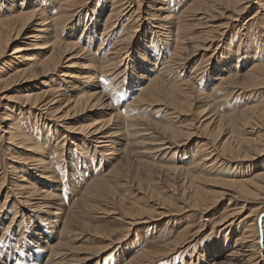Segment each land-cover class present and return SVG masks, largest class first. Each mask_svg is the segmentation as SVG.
Listing matches in <instances>:
<instances>
[{
  "label": "rangeland",
  "instance_id": "rangeland-1",
  "mask_svg": "<svg viewBox=\"0 0 264 264\" xmlns=\"http://www.w3.org/2000/svg\"><path fill=\"white\" fill-rule=\"evenodd\" d=\"M139 1L140 0H125L124 1L125 12L127 14L129 13L130 16L135 15L141 18H137L136 22L138 23L137 24L135 23V27L138 26L139 24V28L138 30L135 31L137 33L136 36L130 42V47H129L130 50L128 52V56L127 57L124 56L125 58H124V61L122 62L123 65L121 69L124 68L125 71L120 74L121 76L123 75L122 78L119 79V82H118V83L121 82L120 85L117 87H113L114 95L113 94L112 95L114 98H112V103H110V106L105 107L103 109H94L92 111H85L84 113L82 110L83 108L81 107L74 111H69L68 116H67L68 119L62 120L61 122H58L56 119L57 117L62 115L61 113L55 116L56 113L55 114L47 113L46 111L38 110L37 108L36 109L32 108L30 110H27L23 108V106L19 107L21 101L23 103L22 96H24L25 94H29V93H36V94L41 93L42 94V92L47 91L50 87L54 89L55 91H57L55 92L56 95H61L60 97H63V98H69L70 102L76 101L78 98H80L79 96L83 93L85 95H90L93 92L92 88L90 87H94L97 84L91 81L85 80L84 77L88 76L85 74H87L88 72L85 70H81L78 67L67 69L68 67L67 65H65L66 67H63V68L59 67L58 68L59 70L57 69L56 71L49 74L48 76H45L44 74H41L40 71H37L38 73L36 72V74L33 76L26 77L28 76L26 75L24 76L25 78L15 77L16 80L13 78L15 81L11 79L13 81L8 80L9 83L6 82L5 84H2L0 86L2 88L0 89L2 90L0 91V136H3L2 138H0V182H1V178L4 176H6L8 180L0 191V208L1 206H3L6 200L5 199L7 197L6 194L9 195V198L7 199V204H6L7 207L8 206L9 207L7 210L6 205H5L7 213H6V219L4 220L3 224L5 222L10 221L11 218L14 216L15 212H17V215H18L17 221L19 224L18 225L19 229L21 230L24 228L26 229L22 244L25 243L24 244L25 248L30 247L35 252L41 251L35 245V241L38 242V244L42 248L46 247V245L43 244L42 241H39L38 237H35L34 233L36 232L41 233L40 237L42 239H45V236L51 235L49 236V239H47L49 240V242L52 241L50 243L51 246L55 245L56 242L59 241L60 245L58 243L59 246H57L56 248H58L62 254L54 261V263L59 262L60 264H64L63 262H65L66 260H72L77 255H79V259L82 260V258L84 259L85 256L87 255L82 252H88L91 250L92 252L99 254V252L106 250V246L109 243L113 241H117L119 238H121V235L125 231L123 226L124 227L126 226L125 228L127 229L126 224L128 220L124 218L125 216L122 214V211H120L121 208L118 207L119 205H117L120 202L119 200L120 198L121 200H123L127 208H130L133 205V203L131 202L137 203L140 206V208L143 206L144 213L141 215V218H143L142 220H146V223L135 226L133 229H131L132 231L129 233L127 237L123 238L119 243L112 244L109 249L100 253L97 264H124L129 258L134 259L137 255H139L143 250H146V249L148 251L150 250V252L155 251V250L156 251L159 250L161 252L160 253L159 251L155 252V255L158 254L156 255L157 257L155 256L152 260H145V262L143 261L141 264H195L196 261L198 263V260L201 262L200 256L203 252H205L204 254H206L205 257L207 258L210 257L208 259L209 261L214 260V262H218L221 260L220 258H222V255H219L220 253L219 254L216 253L217 257H215L214 259V255L211 253L214 250V249H211V247L214 246V248H217V245H215V243L219 239V237H221L220 233H217L219 228L216 229L218 227L216 224H218L219 220H221V218H223L224 215L229 214V212L231 211V208H234V204H239V205L243 204L245 206V209H244L245 214H247L250 211V209L256 208L257 206L259 210V213H258L259 218L257 219L258 226H260L261 228L264 225V195H263L264 191L261 194H259L257 198L255 197L253 198L244 197L243 198L242 195H237V194H236L237 196L235 195V191L237 190H233L231 189V187L226 186L227 184L229 185V183L226 182L229 180L241 181L242 179L244 180L253 179L254 178L253 176L257 175L260 172V169H264V144H263L264 143V94H262V91L264 93V87L260 90L261 91L260 93L258 92L261 95L255 96L256 97L255 101L254 99L252 101H249L247 100L249 98V93L247 94L245 93L244 95L237 93L234 95L232 94L231 87H228L227 85L223 84L220 86V89L217 90V95L219 96L218 101L221 100L222 102L219 101L217 103L219 105L218 106L215 105L212 111H209L207 109L204 110L203 109L204 102L203 100L201 101V98H198L200 103L196 99V101L193 102L191 109H189V112L187 111L186 114H183L180 117L177 116L176 117L177 119L175 118L176 121L173 118L169 119L168 123L169 124L172 123L173 127L174 128L176 127L175 130L180 131V132L182 131V133H180L181 135L178 134L175 136V138L173 137L171 138V134L169 135L163 134L155 130V128L153 127L150 128L149 126L144 124L142 125V128H141L143 131L140 132L139 134H129V135H126V137L122 135L123 138L121 137V134L116 136L113 139L115 141L114 142L115 144H113L111 147L106 148L108 152H105V153H110V155H107V156L105 155V153L101 154L100 153L101 151L95 148L96 144L94 145V142L90 138H87V136H84L83 131L82 133L80 132L75 133V132H78L77 129L84 128L85 126H88L92 122H98V123L107 122L109 124L111 123L119 124L120 123L119 115L121 116V118L125 116L123 113V109L137 91L136 88H134L133 90L127 89V88L137 85V81H133V79L137 78V70H135L134 67L139 58V51L144 46L143 42H141V39H142V35L145 33L144 28H146L143 26V22H144L143 19L146 17L145 3L141 4V2ZM252 1H253L252 3L248 4L249 6L246 8L245 12L239 17L238 21L232 22L231 24L228 25V27L229 26L230 27L228 29V33L226 36L230 37V36H234L233 34H235L234 41H236V43L239 40V35L237 34V30H238L237 27H239L241 22H243L244 20H248L251 16H253L252 14H255L253 12H256V11L259 12V10L256 9L257 7L254 3V1L256 0H252ZM97 2L99 6L101 7L100 3H102V1L97 0L96 3ZM50 4H51V1L49 0H40V1L34 0V6L36 8L42 9V8H45L46 6H49ZM89 5H92V4H89ZM99 9L100 8H98V10ZM95 10L94 12H98L97 10L96 11ZM88 16H85V14H83L80 17L81 18L80 20L82 21V25L87 24L86 25L87 30L90 29L91 24L93 22L92 20H94V17L92 18V16L91 17L90 16L88 17ZM258 17H260L259 13L256 15L255 20ZM87 18L89 19L91 18L90 20L91 23L90 22L86 23ZM223 18L216 19L213 22H216V25H217L223 22ZM122 23L127 24V21L125 20ZM70 24H68V26H70ZM131 24L133 23H130L128 24L129 26L128 25L127 26L131 27L132 26ZM122 27L124 26H121V28ZM116 29L117 30L119 29L118 25H115L114 30ZM65 30L66 28L64 29V31ZM87 30L84 32H87ZM199 30L200 29H197V31ZM100 32L101 31L97 29V33L100 34ZM110 33L111 31L109 32V34ZM249 35L250 37L254 36V30H252V28L250 29ZM25 37L27 36L21 35L18 39H16L15 44L11 45L8 49H6V54H5L6 56L4 55L5 57L2 59V61H0V68L7 70L6 67L8 66H3V63H7L8 61H9L8 63L12 66L11 69H13L16 66V65H12L14 64L15 61L11 60L12 55L10 53L19 44H24L26 45V47L28 46L26 48L27 50L21 53L23 57H25L26 55L42 53L41 49H35L33 47H30L32 44L29 43V41L25 39ZM73 38L74 40L78 39L79 32L76 33L73 36ZM155 39H156L155 35L151 37L150 33H147V37H146L147 42H149V40L155 41ZM220 39H222V37L216 34V41H219ZM61 40L63 41L66 40V42H69L70 40L73 41V39H67L64 36L62 37ZM81 44H82V40H81ZM92 49H95V47ZM210 50L208 52H210ZM212 53H213V50H211V52L208 53L209 56H204L203 58H201L200 55L201 56L205 54L207 55V51H197L195 57H193V62H192L193 65H190L188 68H190V71H191L192 70L191 68L199 62L198 64L201 65L200 67L202 71H204L203 75H201V76H204L201 80L203 84H205V82L208 79L211 81V83H214L215 85H217V81L215 79L221 74V72H219L217 68H213V62L211 58V56L213 55ZM37 57L40 58V55ZM212 57L214 58L215 55H213ZM152 60L153 59L151 58V61H150L151 65L153 63ZM72 61H75L77 64L79 63L80 64V65L78 64L79 66H81L82 64L88 65L87 62H85L83 56L82 58L67 61L68 62L67 64H69ZM16 62H18L17 63L18 65H21V62L25 64V62L21 60H18ZM125 63L127 67L125 66ZM132 66H133V69H132ZM147 67L148 69L150 68L149 66H146V68ZM212 70H216V71L212 73ZM62 72H66L67 74L72 73L71 74L73 76L72 78H66L67 81L71 82L70 84L65 83V81L62 80V77L59 78ZM189 72H187V74ZM124 74H125V77H124ZM28 78H30V80ZM144 81L145 80L141 79V83H139V85L144 83ZM73 84H76V86L82 85L81 88L83 89H81L80 91L78 90L77 93H75L72 89ZM120 86H122V89L118 91V88ZM201 88H203V86ZM208 88L210 89V87ZM204 91L207 92V90H204ZM225 95L227 96V99ZM222 99L223 100L225 99V100L223 101ZM259 99L261 102L259 101ZM62 102L63 101H61V104H62L61 107L65 104L66 101L63 103ZM250 104L251 105L258 104V108H257L258 110L253 111L252 115H251V112H249L250 113V115H248L249 119H248V122L244 124V127H243V123L245 122H239V121H238L239 123L235 126L234 129L226 121L221 122L222 125L220 123V126L217 127L218 120H216L217 119L216 117L218 115H222V114L225 115L232 109L240 110L243 107L251 106ZM6 108H10V111L7 110ZM143 108L144 107H142V109ZM26 110L28 112H26ZM192 110H195V112ZM60 111L64 112L65 110L64 108H61ZM7 113L10 116H7L6 119H3L4 115ZM164 113L166 115V110H164L163 108H160L159 110L158 106L148 107L146 110H143L141 112V114L143 115L142 117L149 118L153 122L155 121L154 123H158V122L163 123V121L166 122L165 119L168 117L164 118L165 117ZM30 114L31 115L35 114V115L30 116ZM255 114L256 116H254ZM178 119L180 121H178ZM213 119L215 121H212ZM34 120L36 122H34ZM210 121H212L213 123L211 122V124L206 125ZM13 122L16 123L15 126L17 130H19V132H21V134L24 137L23 138L21 136V138L25 139V141L30 139L29 141L25 142L26 146L28 145L30 148L18 147L20 145L15 146L17 143L7 141L8 132H9V128L7 127L11 126ZM43 124L45 126L46 125L51 126L52 128L55 127L54 129H57L58 131L56 133V136H53V137L49 136L50 138L48 137L47 141H44L45 138L43 137V134H45L47 131L46 129L42 127L40 128V126H43ZM65 127L70 128L71 130L66 129ZM38 128L40 129V131L38 130ZM235 129H237L238 131ZM74 130H77V131H74ZM106 130L107 132L112 133L114 128L113 126H110V127H107ZM231 131H233V133H231ZM61 132L65 135L64 136L65 144L63 148L61 149L62 151L60 150V145L58 143V141L62 139ZM183 132H185V134ZM209 132L211 135L209 134ZM141 133L143 134L140 137L139 135H141ZM25 134L26 135L28 134V135L26 136ZM188 134L189 135L191 134V135L189 136ZM144 135L146 137H144ZM233 136L235 137L233 138ZM25 137L28 139H26ZM79 139H85V143L84 142L80 143ZM161 139H164L166 141L168 140L167 142L170 141L171 143L170 149L165 150V151L160 150L158 146V141H160ZM240 139H242L241 140L242 142L240 141ZM237 140H238V143L235 142ZM152 142H154V144ZM172 143L174 144V146L172 145ZM236 143L239 146V147L237 146L238 149L235 148ZM30 145H32L33 147ZM259 145H260V148L261 147L263 148V149L261 148L262 150H260ZM200 146L203 147L205 150L207 149L206 152L207 151L211 152V149H212L213 155L214 156L216 155V157L218 156V160H217L218 164L215 165V167L213 168V173L211 174H209L208 172L204 170L202 171L201 168L196 169L195 171L192 170L191 172H187V170L191 168L190 167L191 159L194 157L197 150L201 148ZM40 147L42 148L45 154H42L41 151H39ZM79 147L86 148L88 150V154H87L88 158L84 157L79 152ZM260 151L261 152L263 151V152L261 153ZM250 153L252 156L250 155ZM9 154L11 156H9ZM18 155H20L19 158L21 160H19ZM235 156H238V157H235ZM35 157L37 159L43 158L40 160H44L45 162H48V164L45 162L44 163L49 165V166L47 165L46 166L50 168L48 169L50 173L47 175L49 176L52 174L50 179L48 176H47L48 178L46 177L48 180L42 177H39V175L43 173L40 167L44 166V163L37 162L38 166L37 164L36 166L38 167L37 169L39 170H35L36 166L35 167L32 165L29 166L30 164H32L31 161L34 162V159H36ZM11 159H14V160H11ZM28 159L30 161H28ZM24 161H27V163L26 162L23 163ZM9 164L12 166V168H9ZM13 167H16V169L18 168L17 170L19 172L21 171L20 175L24 179H27V181L30 180L31 176L32 177H34L35 175L38 176V178L36 177L37 178L36 185H37V190L39 188H40L39 190H41V191L38 190L41 194L39 198L42 197L41 200H37L36 199L37 197L36 196L34 197L33 194H32L33 197L30 198V200L25 199L26 197L29 196L27 194L28 189L27 190L23 189L22 190L23 192L21 190L15 189L14 185L10 183V181L11 182L15 181V177L11 173L12 170L15 169ZM124 167L125 169H123ZM218 167L219 168L221 167V168L219 169ZM182 169H184L186 173L185 172L183 173ZM218 172H219L218 176H215L214 174ZM200 175L202 176V180L195 179L194 181H190L192 176H200ZM116 176H118V178ZM205 176L206 178H204ZM207 176H209V180H207L208 179ZM214 176H215V179H214ZM111 177L112 179H110ZM94 178L96 180L102 179L103 181L100 185L105 188L103 190L104 192H101L100 196H98L96 200V202L98 203H96L95 200L92 201L93 198L88 199L90 200V202H92V204L96 206L95 209L87 207V206L85 207V203L87 202V199L85 201H81L82 194L85 192L87 187L90 185L89 183L94 181ZM210 178H213V179H210ZM150 179L151 181H149ZM17 180L21 181L22 179L20 178ZM21 182L23 183V181ZM87 182H89L88 185H87ZM107 182L111 187L109 185H108L109 187L105 186ZM155 189L157 191H155ZM195 189H198L199 193L201 191V193L205 195L203 197L210 198V200L208 199L209 201H207L209 202L208 204H210L209 207L208 205H206V208L204 207V209L203 208L199 209V211L203 213L199 212L198 209H194L189 205V203L191 202L190 199ZM208 190L210 191L211 194H209V192L208 193L206 192ZM215 191H217V195L220 192L222 193V191H226V192H225V195L218 198L217 201L215 200L214 202L213 198L215 196L213 194L216 195ZM46 193H48L51 197L48 196L47 198V196H45ZM22 199L28 200L27 201L28 203H31L34 205L38 204L36 202L41 201V203L44 204L42 206L43 208L41 207L38 208L36 207V205L35 206L29 205V204L26 205L25 200L22 201ZM170 199L174 202H172ZM212 201L213 203H211ZM79 207L81 209H79ZM111 207L113 209H116L113 212H117L118 214L123 215V217H118V214L117 215L113 214L111 212L112 211ZM154 207L156 208L154 209ZM58 208H61L62 211L57 216L53 215L55 214V210H57ZM83 208H85L86 210ZM100 208L102 209L100 210ZM71 209L72 211L70 212ZM91 209H94V210H91ZM150 209L151 211L154 210L156 212L158 211L159 213H156L154 211H152L153 212L152 213ZM105 210L106 211L108 210V212H106ZM172 213H174V215ZM1 214L3 216L4 213H1ZM68 216L69 217L75 216L74 218L76 220L74 221H76V224L70 223L69 228L66 231L67 233L64 232V234L66 235L63 236L62 234L60 236L61 238L57 237L59 231L61 230L62 222L64 221L65 217H68ZM83 222L85 223V225ZM2 225L0 226V229ZM188 225H190L191 228ZM185 226L186 228L183 229ZM197 228L198 230H196ZM122 229H123V232H122ZM182 229L188 231L186 232L187 235H185V238L181 239V242L186 243V245L184 246V248L179 249L176 253H174L170 257H167V255H165L167 253L165 252V250H168V248L173 246L172 241L174 242L175 240H178L179 234L177 233H180L179 230L183 231ZM195 230L197 231L196 233H198V237L193 236V234L195 233ZM225 233L227 236H230V237L232 235L229 231L224 230L222 231V236L225 235ZM19 234L20 233L17 232L12 235L10 243H9V247L7 246V243L6 244L4 243L6 242V239L3 238V240H1L0 238V260H1L0 264H13V259L10 258V260H8L6 256H3V253L1 252V250L4 251L3 249H5V247L6 249L9 248L11 252V249L13 250L17 245V247L14 249L15 250L14 252H17L18 256H20V254L22 253L20 250L16 251L18 250L17 248L19 247L17 243L18 238L16 237H19L18 236ZM107 234L109 236H107ZM191 234L193 237L191 236ZM216 237L218 239H216ZM97 238H104V240L103 239L99 240ZM31 239L33 242L31 241ZM219 241L220 239L218 240V242ZM229 241L232 242L231 238ZM3 245H4V248H3ZM226 250L228 249H225L223 252H225ZM76 251H79L81 255L76 254ZM45 259L46 257L44 256L43 259L39 260L37 263L44 264V262L46 261ZM16 260L18 262L21 261V259L18 257L16 258ZM33 260L34 259H31V258H29V260L24 259V261H21V263L33 264ZM78 264H83V263L81 262ZM207 264H210V263L208 262Z\"/></svg>",
  "mask_w": 264,
  "mask_h": 264
},
{
  "label": "bare ground",
  "instance_id": "bare-ground-1",
  "mask_svg": "<svg viewBox=\"0 0 264 264\" xmlns=\"http://www.w3.org/2000/svg\"><path fill=\"white\" fill-rule=\"evenodd\" d=\"M38 1H40V0H38ZM49 1H51V4L49 6H46L45 8L40 9V8H36L34 6V0H19V1H17V0H0V61H2V59L6 56L5 55L6 49H8L11 45L15 44L16 39H18L21 35L27 36V37H25V39H27L29 41V43L32 44L30 47L42 50V53L26 55L25 57H23V55H21V53L23 51H26L27 50L26 48L28 46L26 47V45H24V44H19L17 47H15L10 54L12 55L11 60L15 61L14 64H12V65H16V66L13 69H11L12 66L8 63L9 61L7 63H3V66H8V67H6L7 70L0 68L1 69L0 70V86L2 84H5L6 82H8V80H11L13 78L15 79V77L25 78L24 76H26V75H28L26 77L33 76L36 74L37 71H40L41 74L48 76L49 74L56 71L59 67L60 68L66 67L65 65H67V67H68L67 69L78 67L81 70L87 71L88 73L85 75H88V76L84 77L85 80L91 81L97 85L94 87H90V88H92V91H93L90 95H85L83 93L79 96L80 98H78L76 101L70 102L69 98H63V97H60L61 95H56L55 92H57V91H55L51 87L47 91L42 92V94L41 93H37V94L36 93H29V94H25L24 96H22L23 103L21 101L19 107L23 106V108H25L27 110H30L32 108H35V109L37 108L38 110H42V111L44 110L47 113H51V114L56 113L55 116L57 114L61 113L62 115L56 118L58 122H61L62 120L68 119L67 116H68L69 111H74V110L81 108V107L83 108L82 110L84 113L85 111H92L94 109H103L105 107L110 106V103H112V98H114L113 97V95H114L113 94L114 93L113 87H117L120 85L121 82L120 83H118V82H119V79H121L123 76V75L121 76L120 74L125 71L124 68L121 69V67L123 65L122 62L124 61V58L128 56V52L130 50L129 49L130 42L136 36L137 33L135 31L138 30V28H139V24H138V26L135 27V23L137 24L138 23V22H136L137 18H141V17H137L135 15L130 16L129 13H128L129 14L128 15L125 12V8H124V1L125 0H99V1H102V3H100L101 7L99 6L98 2L96 3L97 0H49ZM139 2H141V4L145 3V15H146V17L143 19V21H144L143 26L146 28H144L145 33L142 35V39H141V42H143L144 46L139 51V58H138L136 65L134 67V69L137 70V78L133 79V81H137V85L127 88V89H131V90L136 88L137 91L132 96L130 101L125 105V107L123 109V113L125 116H123L121 118V116L119 115V119H120L119 124H112V123L109 124L107 122H100V123L92 122L91 124H89L88 126H85L84 128L77 129L78 132H75V133H79V132L82 133V131H83V135L87 136V138H90L94 142V145L96 144L95 148L99 149L101 151L100 152L101 154L108 152L106 150V148L111 147L113 144H115L114 143L115 141L113 139L116 136L121 134V137L123 138L122 135H124V137H126V135H129V134H139L140 132L143 131L141 128H142V125H144V124H146L150 128L151 127L155 128V130H157L158 132H161L163 134H168V135L171 134V138L172 137L175 138V136L182 133V131L180 132V131L175 130L176 127L174 128L172 123L171 124L168 123L169 119L173 118L175 120V118L177 116L180 117L181 115L186 114L187 111L189 112V109H191L193 102H195L196 99L198 100V98H201V101L203 100V102H204L203 109L204 110L207 109L209 111H212L214 106L215 105L218 106L219 104H217V103L219 101H221V100L218 101L219 96L217 95V90H219L220 86L223 84L227 85L228 87H231L232 94H234V95L237 93L241 94V95H244L245 93L246 94L249 93V98L247 99L249 101H252L253 99L255 101V98H256L255 96L261 95V94H259L261 92L260 90L264 87V0L254 1L255 5L257 7L256 9L259 10V12L258 11L253 12V13H255V14H252L253 16H251L248 20H244L243 22H241L239 27H237L238 28L237 34L239 35V40L237 41V43H236V41H234L235 34H233L234 36H230V37L226 36L228 33V29L230 27V26L228 27V25L231 24L232 22L238 21L239 17L245 12L246 8L249 6L248 4L253 2L252 0H140ZM89 4H92V5H89ZM139 5H140V3H139ZM38 7H39V5H38ZM98 8H100V9L98 10ZM135 8H133V9H135ZM95 9L98 12H94ZM130 11H131V9H130ZM258 13L260 14V17H258L255 20L256 15ZM83 14H85V16H88V15L90 17L92 16V18L94 17V20H92L93 22L91 24V27L88 30L86 28L87 24L82 25V21L80 20L81 19L80 17ZM135 14H136V12H135ZM220 18H223V22L216 25V22H213V21H215L216 19H220ZM90 20H91V18L90 19L87 18L86 23H89ZM125 20L127 21V24L122 23ZM130 23H133V24H131L132 25L131 27H128L129 26L128 24H130ZM68 24H70V26H68ZM115 25H118V28L120 29V31H119V29L114 30ZM121 26H124V27L121 28ZM65 28H66V30L64 31ZM148 28H150V29H148ZM251 28H252V30H254V36H252V37H250V35H249ZM97 29H99V31H101L100 34L97 33ZM197 29H200V30L197 31ZM86 30H87V32H84ZM106 31H108V32H106ZM110 31H111V33L109 34ZM244 31H245V33H244ZM78 32H79V38L74 40L73 36ZM147 33H150L151 37L155 35V38H156L155 41L152 40L153 41L152 42L149 40V42H147L146 41ZM108 34H109V36H108ZM216 34L221 36L222 39H220L219 41H216ZM62 35L64 37H66L67 39H73V41L70 40L69 42H66V40L65 41L61 40L63 37ZM81 40H82V44H81ZM21 45H23V46H21ZM94 47H95V49H92ZM210 49L213 50L212 54L215 55V57L213 58L212 57L213 55L211 54L212 55L211 58H212V62H213V68H217V70L219 72H221V74L215 79L217 81V85H215L214 83H211V81L208 79L205 82V84H203V82L201 80L204 76H201V75H203L204 71H202V69L200 67L201 65L198 64L199 62L191 68L192 69L191 71H190V68H188L190 65H193V63H192L193 57H195L197 51H207V55L206 54L202 55V56L200 55V57L203 58L204 56H209L208 53L211 52ZM209 50H210V52H208ZM39 55H40V58L37 57ZM82 56L84 57V60H85V62H87L88 65L82 64L81 66H79L80 64L78 63L79 64L78 65L75 61H72L69 64H67L68 63L67 61L82 58ZM151 58L153 59L152 65L150 63ZM207 59H208V57H207ZM209 59H210V57H209ZM18 60L24 61L25 64H23L21 62V65H18L17 64L18 62H16ZM125 62H127V61H125ZM125 66H126V63H125ZM146 66H149L150 68L148 69V67L146 68ZM132 69H133V66H132ZM214 71H216V70H212V73H214ZM187 72H189V73L187 74ZM141 73H143V74H141ZM71 74L72 73L67 74L66 72H62L59 78L62 77V80L65 81V83L70 84L71 82L67 81L66 78H72L73 76ZM209 75H211V74H209ZM124 77H125V74H124ZM28 79L30 80V78H28ZM141 79H143L145 81H144V83L139 85V83H141ZM13 80H11V81H13ZM8 85H10V84H8ZM3 86H5V85H3ZM81 86H76V84H73L72 89L75 93H77L78 90L80 91L81 89H83V88H81ZM202 86H203V88H201ZM208 87H210V89ZM0 89H2V88L0 87ZM121 89H122V86H120L118 88V91ZM201 89H203V90H201ZM204 90H207V92ZM0 91H2V90H0ZM262 94H264L263 91H262ZM104 98H106V99H104ZM226 99H227V96H226ZM61 101H63V102L66 101L62 107H61V105H62ZM259 101H260V99H259ZM198 102H199V100H198ZM155 106H158L159 110H160V108H163L164 110H166V115L164 113V115H165L164 118L168 117L165 119L166 122L163 121V123H159V122L154 123L155 121L153 122L149 118L142 117L143 115L141 114V112L143 110H146L148 107H155ZM261 106H262V104H261ZM142 107H144V108L142 109ZM61 108H64L65 111L64 112L60 111ZM196 108H197V106H196ZM257 108H258V104L243 107L240 110H233L232 109L231 111H229L225 115H223V114L218 115L216 117L217 119L215 118L216 120H218L217 121V127L220 126V123L223 121L228 122V124H230L233 129L235 128V126L239 122H245V123H243V127H244V124H246L248 122V119H249L248 115H250L249 112H251V115H252L253 111L258 110ZM6 109L10 111V108H6ZM27 110H26V112H28ZM192 111L195 112V110H192ZM190 112H191V110H190ZM77 114H78V112H77ZM256 114H258V113H256ZM256 114L254 116H256ZM33 115H35V114H33ZM33 115L30 114V116H33ZM7 116H10V115L8 113L5 114L3 119H6ZM178 121H180V120L178 119ZM204 121H203V123H204ZM212 121H215V120L213 119ZM212 121L208 122L206 125L211 124ZM34 122H36V121L34 120ZM250 122H251V120H250ZM14 123L15 122L12 123V125H11L12 127L11 126L7 127V128H9L7 141L17 143L15 146L20 145L18 147L30 148L28 145L26 146V143H25L26 141H29L30 139L25 137L26 139H28L25 141V139H23L24 137L21 134V132H19V130H17V128L15 126L16 123L15 124ZM164 123H166V124H164ZM221 125H222V123H221ZM110 126H113V128H114L112 133H109L106 130V128L110 127ZM41 127L46 129V131H47L46 133L44 132L45 134H43V137L45 138L44 141H47V138L49 136H51V137L56 136V133L58 132L57 129H54L55 127L52 128L51 126H47V125L45 126L44 124H43V126H40V128ZM241 127H242V125H241ZM216 128H215V130H216ZM222 128H224V127H222ZM66 129L71 130L70 128H66ZM38 130L40 131L39 128H38ZM77 130H74V131H77ZM235 130H237V129H235ZM183 133L185 134V132H183ZM216 133H218V132H216ZM231 133H233V131H231ZM142 134L143 133H141V135H139V136L141 137ZM205 134H206V132H205ZM209 134H210V132H209ZM234 134H235V132H234ZM145 135H144V137H146ZM21 136L23 138H21ZM64 136L65 135L62 133V136H61L62 139L60 141H58V143L60 145V150L63 148V146L65 144ZM224 136H225V134H224ZM2 137L3 136H0V138H2ZM234 137L235 136H233V138ZM163 138H164V136H163ZM207 139H208V137H207ZM87 140H89V139H87ZM241 140L242 139H240V141ZM167 141L164 139H161L160 141H158V146H159L160 150L165 151V150L170 149L171 143H170V141L169 142H167ZM79 142L85 143V139H79ZM235 142L238 143V140ZM255 142H256V140H255ZM27 143H29V142H27ZM152 143L154 144V142H152ZM225 143H227V142H225ZM237 143L235 144V146H236L235 148H237V146H238ZM31 144H32V142H31ZM231 144H233V143H231ZM239 144H240V142H239ZM172 145L174 146L173 143H172ZM199 145H201V144H199ZM30 146H32V145H30ZM18 147H17V149H18ZM259 148H260V145H259ZM261 148H260V150L263 149V148L262 149ZM45 149H46V147H45ZM228 149H229V147H228ZM206 150L203 147H201L197 150L196 154L191 159V163H190L191 168L189 170H187V172H191L192 170L195 171L196 169L201 168L202 171L204 170V171L208 172L209 174L213 173V168L215 167L216 164H218V162H217L218 156L216 157V155L215 156L213 155L212 149H211V152H208V151L206 152ZM230 150H228V151H230ZM39 151H41L42 154H45L41 147H40ZM61 151H60V153H61ZM79 152L84 157L88 158V156H87L88 150L86 148L79 147ZM204 152H206V153H204ZM222 152H224V151H222ZM41 153H39V154H41ZM248 154H249V152H248ZM105 155L106 156L110 155V153H105ZM250 155H251V153H250ZM9 156H11V155L9 154ZM19 157H20V155H18V158ZM235 157H238V156H235ZM36 159H34V162H36V163L31 161L32 164H30L29 166L32 165L35 167L37 162L38 163L39 162L40 163L45 162L44 160H40L43 158H40L37 160ZM11 160H14V159H11ZM19 160H21V159L19 158ZM30 160H31V158H30ZM30 160L28 159V161H30ZM25 162L27 163V161H24L23 163H25ZM45 163L48 164V162H45ZM45 163H44V166L40 167V169H42L41 171L43 173L41 175H39V177H42L44 179H47L49 177V179H50L52 174L49 176L47 175L50 173L48 171V169H50V168H48L47 166H49V165H47ZM143 165H144V163H143ZM37 166H38V164H37ZM37 166L35 167V170H39V169H37L38 168ZM9 168H12V166L10 164H9ZM13 168H15V169H13L11 173L15 177V181L14 182L10 181V183H12V185H14L15 189H18L21 191L23 189H26V190L28 189L27 190L28 193L27 192L26 193L29 196L26 197L25 199L30 200V198H32L34 195V197L35 196L37 197L36 198L37 200H41L42 197L39 198L41 196L39 191H41V190H39L40 189L39 188L38 189L39 191H38L37 185H36V179L38 178V176L35 175L36 173L34 174L35 175L34 177L31 176L30 180L27 181V179H24L20 175L21 171L19 172L17 170L18 168L17 169H16V167H13ZM123 169H125V167ZM182 170H183V173L184 172L186 173V171H184V169H182ZM46 171H48V172H46ZM256 171H258V170H256ZM218 174H219V172L214 174V175L218 176ZM194 175H196V174H194ZM215 176H214V179H215ZM252 176H253V174H252ZM116 177L118 178V176H116ZM207 177H208L207 180H209V176H207ZM253 177H254L253 179H246V180L242 179L241 181L229 180V181H226L229 183V185L226 183L227 184L226 186L231 187V189H233V190H237V191H235V195L236 194L242 195L243 198L244 197L245 198L246 197L257 198L259 196V194H261L264 191V169H260V172ZM20 178L22 179L21 181H23V183L21 181L17 180ZM204 178H206V176ZM110 179H112V177ZM114 179H116V178H114ZM148 179H149V177H148ZM195 179H199V180L201 179L202 180V176L201 175L200 176H192L190 181H194ZM210 179H213V178H210ZM7 181L8 180H7L6 176L1 178L0 191ZM102 181H103L102 179L96 180L94 178L93 182H90V183L87 182V185H88V183L90 185L87 187V189L85 190V192L82 194V197H81V201H85L87 199V202L85 203V207L87 206V207L94 208V209L96 208V206L94 204H92V202H90V200H88V199L93 198L92 201L95 200V202H96L98 196H100V193L104 192L103 190L105 188L100 185L102 183ZM149 181H151V179ZM23 184H25V185H23ZM38 184H40V183H38ZM108 185L109 184L107 182L105 186H108ZM170 185H172V184H170ZM228 189H230V188H228ZM155 191H157V190L155 189ZM206 192L207 193L209 192V194H211L209 190ZM215 192H216V195L212 193L215 196L213 198L214 202H215V200L217 201L218 198L225 195L226 191H222V193L220 192V193H218V195H217V191H215ZM42 193H44V192H42ZM6 196L7 197L5 198L6 200H5L4 204L2 203L3 206H1V208H0V226L3 224L4 220L6 219V213H7L8 207H9V206L7 207V205H6L7 199L9 198V195L6 194ZM45 196H47V198H48V196L51 197L48 193H46ZM172 196H173V194H172ZM203 196H205V195L202 194L201 191L199 193L198 189H195L193 194H192V197L190 199L191 202L189 203V205L194 209H198V211L201 208H203V209H204V207L206 208V205H208V207H209L210 204H208L209 202H207V201H209L210 198H208V197L206 198ZM20 197H22V196H20ZM119 198H120V196H119ZM25 199H22V201H24ZM213 199H211V200H213ZM119 200H120V202L117 205H119L118 207L121 208L120 211H122V214L125 216L124 218L128 220V222L126 224L127 229L125 228L126 226L125 227L123 226L125 231L121 235V238H119L120 240L118 239L117 241H113V242L109 243L106 246V250L109 249L112 244L119 243L123 238L127 237L129 235V233L132 231L131 229H133L135 226L146 223V220H142L143 218H141V215L144 213L143 206L140 208V206L137 203L131 202V203H133L134 206L132 205L130 208H127L125 206L123 200H121V198ZM175 200H176V198H175ZM27 201L28 200H25L26 205H28V204L34 205L31 203H28ZM172 202H174V201H172ZM180 202H181V200H180ZM36 203H38V204H35L36 207L43 208L42 206L44 204L41 203V201L36 202ZM96 203H98V202H96ZM211 203H213V201ZM245 203H247V202H245ZM5 205H6L7 210L5 208ZM49 207H51V206H49ZM155 208L156 207H154V209ZM79 209H81V208L79 207ZM83 209H85V208H83ZM94 209H91V210H94ZM101 209L102 208H100V210ZM244 209H245V206L243 204L242 205L234 204V208H231V211L229 212V214L224 215V217L221 218V220H219L220 224H219V222H218V224H216L218 226L216 229L219 228L217 233H220L221 237H219V239H220L219 242H218L219 239L216 237V239H218L215 243V245H217V248H214V246L211 247V249H214L211 253L214 255V259H215V257H217L216 253H218V254L220 253L219 255H222V258H220L221 260L218 262H214V260L209 261L208 259L210 257L209 258L205 257L206 254H204L205 252H203L200 256L201 262L198 260V263L196 261L195 264H203V263L207 264L208 262L210 264H264V225L261 228H260V226H258V223H257L258 220L257 219L259 218L258 217L259 216L258 215L259 210L256 206V208L250 209V211L247 214H245ZM114 210H116V209L112 208L111 212L113 214L117 215L118 213L113 212ZM61 211H62V209L58 208L57 210H55V214H53V215L57 216V215H59V213ZM71 211H72V209L70 210V212ZM150 211H151V209H150ZM152 211H154V210H152ZM161 211H163V210H161ZM106 212H108V210ZM111 212H109V213H111ZM151 212H150V214H151ZM154 212H156V211H154ZM175 212H176V210H175ZM199 212H201V211H199ZM1 213H4L3 216ZM156 213H159V212L157 211ZM201 213H203V212H201ZM172 214L174 215V213H172ZM123 215L118 214V217H123ZM170 216H171V214H170ZM74 217L75 216L65 217L64 221L62 222L61 230L59 231L57 237H60L62 234H63V236L66 235V234H64V232H66L68 230L70 223L76 224V221H74L76 219ZM159 217H161V216H159ZM17 218H18V215H17V212H15V214L11 218V220L8 222H5L2 225V227L0 229V238H1V240H3V238H5L6 242H4V241L3 242L5 244L7 243V246L9 247V243H10L12 235L14 233L19 232L20 233L18 235L19 237H16V238H18L17 243H18L19 247L17 248L18 250H16V251L20 250L22 253L20 254V256H18L17 255L18 253L14 252L15 251L14 249L17 247V245H16V247L13 250L11 249V252H10L9 248L6 249V247H5L6 250L5 249H3L4 251L1 250V252L3 253V256H6V258L8 260H10V258H12L13 264H23V263H21V261H24V259L29 260V258L34 259L33 264H38L37 262L39 260L43 259L44 256L46 257V259H45L46 261L44 262V264H60L59 262L54 263V261L62 254L61 251H59V249L56 248L57 246L60 245L59 241H57L55 245L51 246L50 243L52 241L49 242V240H47V239H49V236H51V235L45 236V239H42L40 237L41 233L36 232V233H34L35 237H38L39 241H42V243L45 244L46 247L42 248L38 244V242L35 241V245L41 251L35 252L30 247L25 248L24 247L25 243L24 244H22V243L24 240V234H25L26 229L24 227H23L24 229H22V230L19 229V226H18L19 224H18ZM121 220H122V218H121ZM84 225H85V223H84ZM188 226L190 227V225H188ZM185 228H186V226L183 229H185ZM196 230H198V228ZM196 230H195V233L193 232L194 233L193 236L198 237V233H196L197 232ZM224 230L229 231L232 234L231 237L227 236L226 233H225V235L222 236V231H224ZM122 232H123V229H122ZM179 232L180 233H177V234H179L178 240H175L174 242L172 241L173 246L168 248V250H165V252H167L165 254V255H167V257H170L171 255L176 253L179 249L184 248V246L186 245V243L181 242V239L185 238V235H187L186 232H188V231L187 230H183V231L179 230ZM107 236H109V235L107 234ZM191 236H192V234H191ZM230 238H231L232 242L229 241ZM97 239H99V240L103 239L104 240V238H97ZM185 240H187V239H185ZM31 241H32V239H31ZM58 243H59V245H58ZM4 245H3V248H4ZM54 248H56V249H54ZM153 249H155V248H153ZM225 249H228V250L223 252ZM106 250H103L102 252H104ZM158 251L155 250V251L150 252V250L148 251L147 249L143 250L134 259L128 257L129 259L124 264H141L143 261L145 262V260H152L156 255H158V254L155 255V252H158ZM102 252H99V254L92 252V250L88 251V252H82L84 254H87L84 259L82 258V260H80L79 255H77L74 257V259L66 260L63 263L64 264H78V263L82 262L83 264H97L98 257L100 255V253H102ZM160 252L161 251H159V253ZM76 254L81 255V253H79V251H76ZM16 256L21 259L20 262H18L16 260V258H17ZM21 256H23V257H21ZM133 256H135V255H133ZM0 262H1V260H0Z\"/></svg>",
  "mask_w": 264,
  "mask_h": 264
}]
</instances>
